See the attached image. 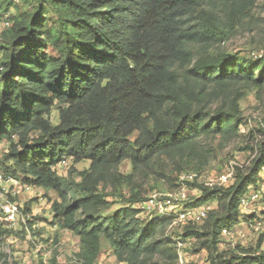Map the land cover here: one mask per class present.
<instances>
[{
	"label": "trees",
	"instance_id": "obj_1",
	"mask_svg": "<svg viewBox=\"0 0 264 264\" xmlns=\"http://www.w3.org/2000/svg\"><path fill=\"white\" fill-rule=\"evenodd\" d=\"M258 1L0 0V13H9L0 30V141L9 144L0 171L57 195L54 221L78 236L81 264L96 263L102 241L125 264L155 255L176 263L174 240L163 233L169 220L142 219L136 204L157 181L174 189L181 173L204 172L212 139L239 135V102L264 84V54L223 44ZM249 137L257 154L247 169L235 166L231 185L188 182L200 191L192 205L216 207L175 237L194 238L210 264H264V255L227 256L219 247L264 167V127ZM69 157L90 164L58 174ZM14 232L0 221V238Z\"/></svg>",
	"mask_w": 264,
	"mask_h": 264
},
{
	"label": "rangeland",
	"instance_id": "obj_2",
	"mask_svg": "<svg viewBox=\"0 0 264 264\" xmlns=\"http://www.w3.org/2000/svg\"><path fill=\"white\" fill-rule=\"evenodd\" d=\"M13 10L10 9V13ZM9 13H0V30L6 24ZM223 48L230 53H240L246 56L251 49H255L257 57L264 54V0H259L253 11V17L249 22L242 24L223 44ZM242 120L239 128V135L229 141H221L218 137L210 141L213 149V156L210 159L206 172L211 175L220 174L227 171L231 166H238L247 169L257 154V150L247 148V145L254 146L250 140L249 132L258 126L264 127L262 121L264 117V84L261 88L252 87L245 91L244 97L239 102ZM52 121L56 122V115L53 113ZM263 136L257 135L255 140H262ZM6 140L0 141V159L9 150ZM90 162L82 160L73 163L72 159L66 158L63 162L55 166L58 174L66 176L71 167L78 172L88 168ZM120 171L127 173L130 170L128 162L119 165ZM76 178L78 174L73 173ZM152 183V182H150ZM148 194L156 191H169L165 182L157 181ZM260 198L251 203L247 208L240 209L241 221L236 224L229 234L221 235L220 250L225 254H235L243 256L246 254H264V180L259 184ZM109 190V188H107ZM0 200H9L19 205L20 213L18 224L14 233L5 234L0 238V264H75L72 261L80 259L77 256L79 251V238L69 230L61 228L54 221L51 202L57 199L53 191H45L38 186H29L21 181L16 185H9L0 192ZM200 191L189 189L185 202L194 201L199 197ZM108 196V199H111ZM115 201V200H114ZM122 202H115L110 210L116 209ZM216 207V202L211 203ZM192 205V204H191ZM29 208L24 212V207ZM142 219L147 218L144 214H139ZM1 217L4 227H8L6 221ZM27 219H34V224L30 227ZM183 226L174 225L166 227L164 234L175 238V235L182 233ZM22 230H24L22 232ZM25 232V233H24ZM186 264H210L207 260L205 249L198 248L194 238L184 246L183 251ZM81 260V259H80ZM167 259L160 255H155L150 264H167ZM95 264H125L117 261L109 245L102 241L100 252Z\"/></svg>",
	"mask_w": 264,
	"mask_h": 264
},
{
	"label": "built area",
	"instance_id": "obj_3",
	"mask_svg": "<svg viewBox=\"0 0 264 264\" xmlns=\"http://www.w3.org/2000/svg\"><path fill=\"white\" fill-rule=\"evenodd\" d=\"M256 51L252 52V55L257 57ZM234 170L235 166H231L230 169L224 171L220 174L211 175L204 171L201 173L196 172H183L178 176L177 185L174 189L169 191H156L151 193L146 197L145 200L136 204L139 209V214H144L147 218H166L169 220L168 228L174 225L184 226L189 223H200L207 216L208 212L213 208L211 204H201V205H191L192 201L185 202L187 199V191L192 189L188 182H197L199 184H204L208 186H223L227 187L232 184L234 180ZM260 181L264 180V167L261 168L259 172ZM18 180L14 179L9 175H5L0 171V192L5 190L6 186L16 185ZM250 188L247 193H245L240 198L239 207L240 209L247 208L251 203L256 202L260 198V189ZM197 189V188H193ZM198 190V189H197ZM1 195V194H0ZM20 208L16 202L9 200H0V215L6 221L8 227L16 228L18 224ZM1 220V217H0ZM231 229H222L221 235L229 234ZM177 261L175 264H186L184 255L182 253L184 246H186L191 238L185 241L180 240V238H173ZM264 255V254H263ZM75 264H81L82 260L76 259L72 261ZM258 264V263H251Z\"/></svg>",
	"mask_w": 264,
	"mask_h": 264
}]
</instances>
